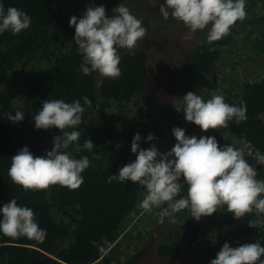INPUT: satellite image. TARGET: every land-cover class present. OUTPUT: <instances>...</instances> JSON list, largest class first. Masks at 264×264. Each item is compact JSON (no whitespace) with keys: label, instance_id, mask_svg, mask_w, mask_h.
Instances as JSON below:
<instances>
[{"label":"trees","instance_id":"obj_1","mask_svg":"<svg viewBox=\"0 0 264 264\" xmlns=\"http://www.w3.org/2000/svg\"><path fill=\"white\" fill-rule=\"evenodd\" d=\"M63 1L3 0L5 9L16 7L25 11L32 23L17 35L11 32L0 35V206L15 198L18 204L32 208L39 226L46 229V237L39 242L0 234V264H112L114 261L118 264L121 254L114 255L119 249L116 244L124 237L125 234L120 238L129 220L141 209L139 205L145 193L141 186L130 181L108 183V177L118 174L121 167L135 159L131 142L137 132L142 136V148L150 147L163 137L159 124H149L133 110L120 108L115 118L100 114V107L105 102L113 101L119 105L134 102L136 107L140 104L138 97L147 87L149 76L146 53L142 49L131 52L121 49V76L117 79L99 73L84 75L79 67L82 57L73 43L75 29L69 26L70 18L82 17L88 6L103 5L106 15H111L120 3L132 5L134 0ZM252 5L253 8L262 5L260 8L263 9L264 0H246L247 12ZM247 16L248 13L244 21L250 29L249 36L260 31V25L255 18L249 20L251 17ZM239 26L243 29L245 23ZM231 31L235 32L231 28L227 36L211 44L207 37L196 40L195 46L181 61L188 80L213 74L222 55V60L228 58L223 52L241 53L240 41L232 39ZM240 32L238 30L236 34ZM259 37L262 36L257 34ZM255 47L249 53L251 58L244 60L249 70L255 61H252L254 54L261 51ZM232 67L237 71L236 68H246V65L233 64ZM16 85H20L19 90L15 89ZM240 86V92L226 103L239 106L243 101L247 119L238 124L230 122L226 128L202 131L199 136H215L220 146L231 144L234 147L236 138L243 137L261 153L264 151V79H245ZM18 92L26 107L15 105ZM85 96L91 100V107H86L77 129L81 132L80 143L91 139L96 145L94 153L100 158L92 159V154L87 151L76 153L74 146L68 149L77 158L89 156L91 165L82 174L84 183L75 190L57 184L47 190L27 191L14 184L8 175L11 157L25 146L35 155H44L52 150L54 138L62 135L57 128H35L32 117L43 101L80 100L83 104ZM17 110L24 112V120L13 123L7 117ZM191 130L192 126L190 133ZM148 134L155 139L146 142ZM247 159L256 168L258 178L264 179V170ZM186 194L187 186L181 192V195ZM172 217L178 220V229L154 246L156 256L164 262L210 264L225 242L231 247L254 242L264 245V231L248 226L249 221L257 219L252 213L237 220L227 212L226 206L218 210L211 215L214 229L210 241L201 236V224L187 209ZM146 252V248H140L126 264H135Z\"/></svg>","mask_w":264,"mask_h":264},{"label":"clouds","instance_id":"obj_2","mask_svg":"<svg viewBox=\"0 0 264 264\" xmlns=\"http://www.w3.org/2000/svg\"><path fill=\"white\" fill-rule=\"evenodd\" d=\"M159 14L164 20L171 18L182 23L188 30L185 39L206 30L207 42L211 44L227 36L237 21L246 18V0H163ZM31 23L32 18L25 11L16 7L5 9L0 0V35L5 32L17 35ZM69 26L75 29L73 43L82 57L80 71L84 75L99 73L112 79L121 76L120 50L133 51L147 34L143 21L123 3L116 6L111 15H106L103 5L88 6L82 17L70 18ZM86 107H91V100L86 96L83 104L80 100L43 101L32 117L35 128H57L62 135L54 138L52 150L44 155H35L25 146L11 157L8 175L14 184L27 191L47 190L57 184L75 190L84 183L82 174L91 165L89 156L77 158L68 149L74 146L76 153L87 151L92 159L100 158L94 153L96 145L91 139L80 143L81 132L77 129ZM174 107L184 114L187 122L204 132L247 119L243 101L239 106L230 105L222 95L205 101L197 93L188 92ZM7 118L19 123L24 120V112L17 110ZM172 134L175 145L161 153L155 144L142 148V136L137 132L131 142L135 159L121 167L118 174L110 175L107 182L130 181L141 186L145 191L139 205L142 214L160 208L161 223L185 209L199 221L226 206L227 212L237 220L255 214L257 219L249 221L248 226L264 231V179L258 178L256 168L248 162L244 151L231 144L220 146L215 136H188L181 127H174ZM154 139L148 134L146 142ZM257 161L264 164V154L258 153ZM185 186L187 194L181 195ZM0 234L43 242L46 229L39 226L32 208L12 198L0 206ZM262 257L264 245L259 242L238 247L225 242L210 264H264Z\"/></svg>","mask_w":264,"mask_h":264},{"label":"rangeland","instance_id":"obj_3","mask_svg":"<svg viewBox=\"0 0 264 264\" xmlns=\"http://www.w3.org/2000/svg\"><path fill=\"white\" fill-rule=\"evenodd\" d=\"M64 2L63 0H61ZM163 0H134L132 5H126L131 12L143 21V26L147 29V34L142 41H139L134 50L142 49L147 55L148 81L147 87L139 96L140 104L136 107L134 102L122 103L105 102L100 107V114L107 117H116V112L120 108L133 110L140 116L147 119L151 125L159 124L162 130V138L154 142L161 153L169 151L176 143L172 134L174 127L185 129L186 135L200 137L202 130L199 126L187 122L182 112L175 110L174 104L182 102L183 96L188 92L197 93L205 101L211 99L215 95H222L225 102L230 100L234 95L240 92L242 82L262 77L264 79V8L258 5L246 11L247 17L254 18L259 22L258 32L249 35V27L247 23L239 21V25L245 23V28L234 25L232 27L235 32L231 31L232 39L238 38L240 41L241 53L231 54L223 52L228 56L216 64V70L213 74L190 81L184 76L181 61L186 52L191 50L196 40L201 37H207V31H198L191 39H185L188 33L187 28L180 22L172 20H164L159 14L160 5ZM249 29V30H248ZM242 31L236 34L237 31ZM257 34L262 37L257 38ZM259 43V44H258ZM256 46V47H255ZM253 47H259L261 51H256L249 70L247 69V58H251L250 52ZM259 50V49H258ZM236 65H246L245 67L236 68ZM239 72V73H237ZM237 73V74H236ZM101 76L99 77L100 80ZM20 85H16L15 89L19 90ZM15 105L18 107H26L17 93ZM192 126L191 133L189 132ZM145 193V191H144ZM144 197V196H143ZM141 202V201H140ZM140 209L133 218H131L125 227L124 237L118 241V250L114 255L120 253L118 264H126L130 256H134L140 248H146L147 252L135 264H181L180 262H164L160 260L156 254L154 246L162 239L168 238L178 229L177 219L174 217L160 222L158 213L160 208L153 209L152 213L144 212ZM215 214V213H214ZM212 214V216H214ZM71 220V219H70ZM214 219L211 216L202 217L199 220L201 224V236L207 240H211ZM203 240V239H202ZM128 242V243H127ZM114 249V248H113ZM111 252V251H109ZM191 256V255H190ZM192 257H189V259ZM190 262L193 259L189 260ZM115 264V261L112 263Z\"/></svg>","mask_w":264,"mask_h":264},{"label":"built area","instance_id":"obj_4","mask_svg":"<svg viewBox=\"0 0 264 264\" xmlns=\"http://www.w3.org/2000/svg\"><path fill=\"white\" fill-rule=\"evenodd\" d=\"M235 147L243 150L244 153L246 154V157L249 158L250 161L256 167L264 170V164H260L257 161V154H258V152L255 151V149L253 148V146L251 145V143L249 141H247L243 137H238L235 140ZM259 154H264V151L261 152V153H259Z\"/></svg>","mask_w":264,"mask_h":264}]
</instances>
